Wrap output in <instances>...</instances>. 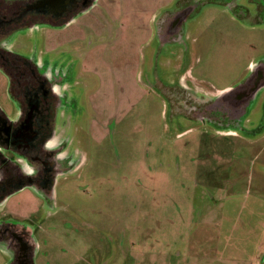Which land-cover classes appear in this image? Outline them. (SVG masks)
I'll return each mask as SVG.
<instances>
[{"label":"rangeland","instance_id":"374dc122","mask_svg":"<svg viewBox=\"0 0 264 264\" xmlns=\"http://www.w3.org/2000/svg\"><path fill=\"white\" fill-rule=\"evenodd\" d=\"M253 2L91 0L14 35V52L68 71L78 102L57 127L72 163L55 199L26 189L0 208L31 230L36 264H264V89L242 130L190 116L179 95L202 107L264 63ZM6 90L0 73L5 113Z\"/></svg>","mask_w":264,"mask_h":264},{"label":"flooded vegetation","instance_id":"af4514ba","mask_svg":"<svg viewBox=\"0 0 264 264\" xmlns=\"http://www.w3.org/2000/svg\"><path fill=\"white\" fill-rule=\"evenodd\" d=\"M261 1L264 0H245L255 3L257 10L263 7ZM85 2L0 0V73L7 81L10 105L7 113L0 107V208L10 195L26 189L47 202L55 199L52 196L55 178L72 163L68 153L59 157L66 144H62L63 140L56 141L57 127L65 125L66 117L72 119L78 104L70 93L67 70L43 58L14 52L12 41L21 30L39 25L62 27L81 11ZM179 26L167 29L170 36L180 30ZM257 86L264 87V63L243 81L240 86L243 90L240 88L226 98L215 97L206 106L201 107L202 100L190 97L187 91H180L179 95L190 116L199 115L214 124L242 130L240 124L253 102L249 95ZM16 222L0 212V246L8 255L5 264H36L34 236L28 227Z\"/></svg>","mask_w":264,"mask_h":264},{"label":"water","instance_id":"95a60500","mask_svg":"<svg viewBox=\"0 0 264 264\" xmlns=\"http://www.w3.org/2000/svg\"><path fill=\"white\" fill-rule=\"evenodd\" d=\"M90 4H91V0H86V2L83 4L81 10H85ZM240 86H241V85H240ZM240 86H239L237 89H235V90H230L229 92L224 93L221 97H222V98H226V97H228L229 95H231L232 93H234V91H237L238 89L242 88V87H240ZM242 90H243V88H242ZM258 90H259V87H258V86L255 87V89H253L252 92L250 93L251 95H249V98H250L251 96H253ZM249 98H248V99H249Z\"/></svg>","mask_w":264,"mask_h":264},{"label":"crops","instance_id":"0c3cea01","mask_svg":"<svg viewBox=\"0 0 264 264\" xmlns=\"http://www.w3.org/2000/svg\"><path fill=\"white\" fill-rule=\"evenodd\" d=\"M243 5H245V4H243ZM260 5H264V1H263V3H262V1H261V3H260ZM256 10H257V5H256ZM263 10H264V6L262 7V8H260V9H258L257 11H256V13L257 12H263ZM264 89V87H261L253 96H251L250 98H249V100H250V102L251 101H254V99H255V97L257 98V94H258V92H260L261 90H263ZM218 93H220V91L218 92ZM263 96H264V94H263ZM262 101V100H261ZM255 103V102H254ZM253 102H252V106H251V110L249 111V112H253V111H255V109H257L256 108V106L255 107H253V104H254ZM259 107V106H258ZM260 108V107H259Z\"/></svg>","mask_w":264,"mask_h":264}]
</instances>
